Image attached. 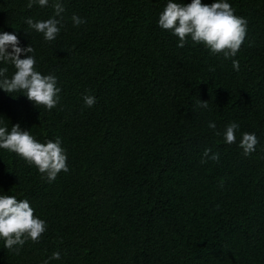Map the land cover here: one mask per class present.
<instances>
[{
  "label": "trees",
  "instance_id": "16d2710c",
  "mask_svg": "<svg viewBox=\"0 0 264 264\" xmlns=\"http://www.w3.org/2000/svg\"><path fill=\"white\" fill-rule=\"evenodd\" d=\"M60 2V33L47 41L26 20L52 18L53 0H0V33L32 46L36 70L61 89L51 110L0 89V126L19 123L41 143L60 137L69 168L49 183L0 149V195L27 199L46 223L19 254L0 238V264H264V0H226L247 21L227 59L190 37L177 46L158 26L168 0ZM73 15L86 22L74 26ZM4 67L11 78L14 66ZM233 122L236 143L227 144ZM243 133L259 141L249 156Z\"/></svg>",
  "mask_w": 264,
  "mask_h": 264
},
{
  "label": "clouds",
  "instance_id": "9594fccd",
  "mask_svg": "<svg viewBox=\"0 0 264 264\" xmlns=\"http://www.w3.org/2000/svg\"><path fill=\"white\" fill-rule=\"evenodd\" d=\"M37 2L42 7L49 4V0H29L28 7L31 8ZM52 7L54 9L52 18L37 22L31 18L26 20L29 28L42 33L47 41H53L59 35L63 19L61 14L65 11L60 0H53ZM234 12L226 0H215L211 4H204L202 0H191L188 4L168 0L159 15L158 26L179 38L178 47H184L187 38L190 37L194 43L203 44L211 53L222 54L227 59L236 56L247 32L246 19L235 15ZM72 20L74 26L86 22L76 15H73ZM19 44L17 35L9 32L0 33V62L11 63L16 70L9 78L8 68H0V89L9 94H24L37 108L40 106L48 110L55 108L61 92L57 87V78L38 72L35 68L36 59L31 55L34 48L32 46L21 48ZM9 48L11 51H8ZM22 53L26 58H20ZM232 63L233 68L238 71L239 62L233 60ZM84 102L86 107L91 108L96 103V97L85 95ZM197 104L202 108L208 107L207 101L198 100ZM208 127L215 130L216 125L210 122ZM238 129L239 125L235 122L226 127L224 139L227 144L236 143L235 133ZM215 134L220 135L219 132ZM258 142L254 133H243L239 147L245 156H249L256 150ZM0 149L13 152L29 165L35 166L49 183L53 182L61 171L65 173L69 171L67 155L65 149L61 147L60 137H56L55 142L51 140L46 143L38 142L29 130H23L19 123L12 125L10 131L6 126H0ZM204 157L219 161V153H212L211 149H205ZM206 162V159L201 160V163ZM45 231V221L34 215V209L27 199L17 200L15 196L0 195V238L5 241L4 248L19 254L29 239L38 243ZM59 258V252H54L49 257L50 260ZM44 264H48V261L46 260Z\"/></svg>",
  "mask_w": 264,
  "mask_h": 264
}]
</instances>
